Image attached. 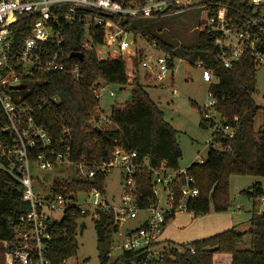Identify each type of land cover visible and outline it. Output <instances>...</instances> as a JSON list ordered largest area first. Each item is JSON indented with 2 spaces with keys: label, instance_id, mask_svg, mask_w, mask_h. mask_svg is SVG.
<instances>
[{
  "label": "trees",
  "instance_id": "trees-1",
  "mask_svg": "<svg viewBox=\"0 0 264 264\" xmlns=\"http://www.w3.org/2000/svg\"><path fill=\"white\" fill-rule=\"evenodd\" d=\"M145 3L146 0H125V6L142 7ZM227 4L230 8L227 16L232 20L240 19L242 13H250V8L245 3ZM102 17L127 32L135 31L130 18L113 15ZM29 22L18 25L22 33L16 36L17 42L28 35ZM140 29L143 27L140 26ZM87 35L91 37L94 46L92 50L83 49L82 42ZM216 36L205 30L198 33L193 45L176 48L153 34L147 39L159 51L170 56L167 62L169 72H172L177 60L192 67L199 64L202 68L213 71L215 82L208 87V93L214 101L212 111L216 114L215 120L233 130L230 139L212 132L207 144L209 152L206 160L202 164L196 162L186 168V176L193 180L192 188L198 191V196L188 200L182 198L184 176L178 184H172L170 190L174 194V200L172 209L165 214V225L173 219L177 207L182 204L185 212L195 217L205 216L210 212H226L230 207L228 187L232 176L264 178V129H255L254 125L255 117L261 110L253 100L257 91L258 65L246 56L232 63L230 68H224L222 51L215 45ZM258 37L260 45H264V33ZM102 45V27L91 26L87 31L84 24L78 21L66 26L62 46L66 72L38 75L29 84L31 92L26 101L37 114L36 124L47 131L57 144L69 140L75 164L84 163L92 167L99 161H108L113 149L119 147L127 153H136L138 161L148 159L150 169L157 170L164 166L167 170H179L181 151L176 140L177 132L164 122L163 113L136 77L131 84L128 83L125 61L98 58L95 49ZM73 53L81 54L82 60L70 58ZM140 61L136 62L137 66ZM76 67L78 73L75 77L69 72ZM102 85H115L122 90L130 88V100L127 98L121 105H112L107 117L102 116L100 102L95 95V91ZM39 106L41 111H38ZM206 112L209 110L204 109L198 113L199 127L212 130L215 121L205 118ZM63 130H68L69 136L61 134ZM0 164L6 165V162L0 160ZM106 178L99 175L94 182H82L72 174L71 178L54 181L49 189L54 194L62 193L63 190L76 193L90 188L103 192ZM134 180L137 186V208L146 210L155 205L151 172L140 171ZM243 194L252 200L250 226L246 233L231 229L187 245L157 242L143 250H122L121 255L113 261L110 259L112 238L118 232V227L114 224L112 212L96 211V218L92 222L98 264H213L214 255H228L230 264H264V212H258V199L264 196L261 185L255 183ZM28 210L22 187L0 170V243L7 245L15 239L14 226L18 218ZM86 219V215L70 209L61 221L49 223L52 237L48 259L51 264H61L76 255L80 222ZM245 235L250 237V247L241 250L239 245ZM155 248L158 250H154Z\"/></svg>",
  "mask_w": 264,
  "mask_h": 264
},
{
  "label": "built area",
  "instance_id": "built-area-1",
  "mask_svg": "<svg viewBox=\"0 0 264 264\" xmlns=\"http://www.w3.org/2000/svg\"><path fill=\"white\" fill-rule=\"evenodd\" d=\"M230 2L245 3L250 13L240 14L238 20L228 18L230 8L227 3ZM194 8L203 10L198 33L206 30L217 35L215 45L222 51L224 68H230L232 63L246 56L258 66L264 65V45H260L258 37L264 33V0H146L142 7L125 6V0H0V160L6 162V165L0 164V170L22 187L23 199L29 207L14 226L15 239L7 244L10 264H51L48 259L52 237L49 223L61 221L70 209H76L92 221L96 218V211H110L117 227L136 221L142 215L140 226L125 231L121 249L138 251L152 247L163 233L165 214L172 209V184H178L184 176L182 198L188 200L198 196V191L192 188L193 180L186 176V169L172 171L161 166L153 170L148 167V159L138 161L136 153H127L119 147L113 149L108 161H99L92 167L84 163L75 164L69 140L59 144L54 142L49 133L36 124L37 114L26 101L31 92L29 84L38 75L66 72L63 33L66 26L75 21L82 22L87 31L91 26L103 28V45L95 49L99 59H122L126 55L131 62L137 51L130 53L132 44L126 39L128 32L102 16L148 19ZM25 21H30L28 35L17 42L16 36L22 33L18 25ZM82 46L84 50L94 48L90 36L87 35ZM152 46L157 49L154 44ZM169 60L170 56L161 52V56L155 59L141 60L138 68L149 70L150 78L163 81L165 73L169 72ZM197 67L201 69V80L208 87L215 82L211 69H204L199 64ZM69 73L76 77L78 68ZM20 86H25V89L17 90ZM105 86H99L95 91L99 102ZM208 96L211 99L209 93ZM109 97H114V94L110 92ZM213 106L211 99L209 107L212 109ZM209 112L204 117L215 121L212 132L232 138L233 130L222 126ZM61 134L69 136V131L63 130ZM197 163L202 164L203 160L198 158ZM54 169H59L64 178L74 174L82 182H94L99 175L108 177L116 171L120 177L119 200L108 203L104 189L101 192L96 188L76 193L63 190L55 194L49 189L45 196L35 194L32 170ZM143 170L151 172V188L156 204L139 210L134 177ZM103 186L105 188V182ZM258 201L264 206V196ZM163 202L164 208L161 205ZM183 210L184 205H179L175 213ZM58 213L62 214L61 220L54 217Z\"/></svg>",
  "mask_w": 264,
  "mask_h": 264
},
{
  "label": "rangeland",
  "instance_id": "rangeland-1",
  "mask_svg": "<svg viewBox=\"0 0 264 264\" xmlns=\"http://www.w3.org/2000/svg\"><path fill=\"white\" fill-rule=\"evenodd\" d=\"M202 11L201 8H194L165 13L159 18L132 19L131 22L135 26V31H129L126 39L132 44L130 53L137 51V55L135 58H132L131 63L128 61L126 55L122 58L126 63L127 74L129 73L130 75V72L133 71L132 74L136 77V80L145 88L150 99L163 113L164 122L177 132L176 140L181 151V159L178 162L180 169L188 168L191 164L196 163L198 158L206 160L209 152L207 144L211 140L212 130H205L199 127L198 115L199 111L208 108L209 113L213 114V118L217 119L216 114L209 107L211 99L208 96V84L201 80L200 68L197 66L192 67L182 60L174 62L172 73L166 72L163 81H156L154 78L148 77L150 71L139 69L136 62L144 59H155L161 56V52L148 42L147 39L150 34L165 40L175 48L179 46L187 47L186 45L196 43L198 32L190 33V30L200 23ZM140 26L143 27L142 30ZM116 58H119V56H116ZM128 80L129 84L133 82L132 79ZM256 85L257 91L253 96V100L261 110L255 117L254 125L255 129H264V65L257 67ZM110 92L114 94V97H109ZM129 92V87L122 90L119 86L106 85L99 104L102 116H109L112 105L123 104L127 100ZM71 177L72 175L70 174L69 178ZM64 179L66 178L60 175L59 169L52 171L32 170V188L34 193L39 196H45L49 190V186L54 181ZM255 180H260L263 183L264 190V178L230 177L228 187L230 207L226 212L229 213L237 207H242V213L248 210L252 204V200L248 199L243 192ZM104 195L108 203H115L119 200L120 177L116 171H113L107 177ZM161 205L164 208V202ZM260 207L262 208V206ZM186 214L187 212H184L180 215L186 216ZM54 217L57 220H61L62 214H55ZM141 218L142 215H139V219ZM139 219L118 227L117 234L113 235L112 238L111 261L121 255L125 231L140 226L141 221ZM83 223H85L83 233L82 235L78 233L76 237L77 253L68 259L65 264H98L93 222L90 218H87ZM245 236L242 244L239 245V249L241 250L249 249V245L247 244L250 238L248 235ZM5 248L6 244L0 243V264H10V258L9 256L7 257Z\"/></svg>",
  "mask_w": 264,
  "mask_h": 264
},
{
  "label": "crops",
  "instance_id": "crops-1",
  "mask_svg": "<svg viewBox=\"0 0 264 264\" xmlns=\"http://www.w3.org/2000/svg\"><path fill=\"white\" fill-rule=\"evenodd\" d=\"M185 10H190V9H185ZM200 22H201V16H200ZM199 25L200 23L196 25L195 27H193L190 30L191 31L190 33H194L195 31H197V28L199 27ZM197 38H198V35L196 37V40ZM191 45L193 44L191 43ZM130 68L132 69V67ZM132 72L133 71L130 72V76H131V79H134L135 76L132 74ZM255 183H259L261 185V189L264 194L263 183H261L260 180L259 181L255 180L253 184ZM250 187H248V189ZM260 206H262V208ZM263 208L264 206L259 203L258 212L259 213L264 212ZM184 212L185 210L175 213L170 223H166L163 233L160 239L158 240V242L170 243V244H175V245H187L194 241H198V240H202V239H205L211 236H215L225 231H229L231 229H234L235 231L239 233H246L250 226L252 204L248 208V210L245 211L244 213H242V207L234 208L229 213L228 212L211 213V214L209 213L208 215L199 216V217H195L191 213L189 214L187 213L186 216H181L180 214ZM247 245H249L250 247V240ZM5 250H6L5 251L6 255L8 257L7 245H6ZM154 250H158V249L155 248ZM213 264H230V257L228 255H214Z\"/></svg>",
  "mask_w": 264,
  "mask_h": 264
},
{
  "label": "water",
  "instance_id": "water-1",
  "mask_svg": "<svg viewBox=\"0 0 264 264\" xmlns=\"http://www.w3.org/2000/svg\"><path fill=\"white\" fill-rule=\"evenodd\" d=\"M70 58H74V59H78V60H82V55L81 54H76V53H73V54H70V56H69ZM23 89H25V86H20V87H18L17 88V90H23ZM130 100V97L128 98V101ZM84 228H85V223H81L80 224V228H79V235H82V233H83V230H84Z\"/></svg>",
  "mask_w": 264,
  "mask_h": 264
}]
</instances>
